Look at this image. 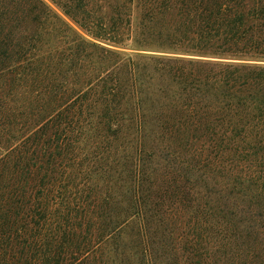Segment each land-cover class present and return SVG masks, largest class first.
I'll use <instances>...</instances> for the list:
<instances>
[{
    "label": "trees",
    "instance_id": "trees-1",
    "mask_svg": "<svg viewBox=\"0 0 264 264\" xmlns=\"http://www.w3.org/2000/svg\"><path fill=\"white\" fill-rule=\"evenodd\" d=\"M49 1L168 56L0 0V264H264V0Z\"/></svg>",
    "mask_w": 264,
    "mask_h": 264
},
{
    "label": "rangeland",
    "instance_id": "rangeland-1",
    "mask_svg": "<svg viewBox=\"0 0 264 264\" xmlns=\"http://www.w3.org/2000/svg\"><path fill=\"white\" fill-rule=\"evenodd\" d=\"M44 3H46L54 12H56L57 14H59L63 19H65L84 39L90 41V42H94L98 45H100L101 47H104L106 49H109L111 51H115L117 52L121 58H130L133 63H137L139 65V67H142L143 63H148L150 65L151 62H148L146 58H142L138 55H156V56H168L167 54H162V53H157L155 52L156 49H152V48H146L143 49L145 51H135L133 50L134 47H119V46H114L110 43L107 42H101L98 40H94L91 37H89L88 35H86L84 32L80 31L78 28H76L70 21H68V19H66L61 13L60 11L49 1V0H42ZM108 11V9H105L104 12ZM134 18L137 16V14L134 12L133 14ZM139 31V28L137 29V32ZM135 49V48H134ZM154 50V51H153ZM170 55V54H169ZM190 56H183V58H189ZM117 60L114 56H110V66L111 64ZM206 60L209 61H217V59H212V58H206ZM122 68H119L118 73L119 74H124L126 71H122ZM146 76H147V80L150 81L151 85L156 88L157 86H159L161 84L162 81H165L163 79H160L158 75H154L152 72V69H150L147 65V69H146Z\"/></svg>",
    "mask_w": 264,
    "mask_h": 264
}]
</instances>
